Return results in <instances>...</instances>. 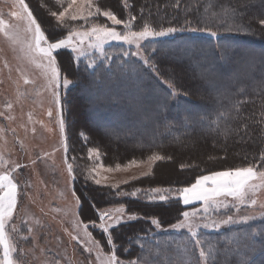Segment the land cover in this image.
<instances>
[{
  "label": "rangeland",
  "instance_id": "374dc122",
  "mask_svg": "<svg viewBox=\"0 0 264 264\" xmlns=\"http://www.w3.org/2000/svg\"><path fill=\"white\" fill-rule=\"evenodd\" d=\"M46 1H50L51 3L54 2L56 10H62L55 0ZM145 1L148 2V0ZM235 2H237L236 4H240V0H235ZM95 3L99 6V0H95ZM12 10L18 11V9L13 8V0H0V14H2L0 15V18H4L5 20L10 19L8 14ZM46 17L47 19L54 21V24H56L55 18L51 17L50 14ZM249 19H252V17ZM12 22L19 23L14 19ZM94 22L99 23L97 20ZM73 23L78 25L82 22L76 21ZM106 23L109 26H112L110 21H107ZM113 27H116L117 30H122V25ZM259 27L264 28V25L259 23ZM23 28L24 24L20 23V31L22 35ZM178 34H180V32L168 37L145 42L144 48L141 49V51L144 55L150 56L151 59L155 52L166 54L167 50L159 48L160 43L173 38ZM219 34L220 38L226 35V33ZM62 35H66V30L62 32L61 36ZM202 35L207 34L202 33ZM261 35L264 38V32H261ZM222 43L226 44L225 42H220V44L216 42L213 43L214 48L219 51L220 45H223ZM259 44V46H264L261 43ZM232 45L233 42H231L230 46ZM189 47L190 49H188V46L183 47L182 51L177 49L176 52H187V54L188 52H195L198 55V52H202L203 50L202 48L197 49V47H192L191 45ZM104 48L106 54L110 55L112 59L107 62L97 60L94 69L85 70V66L89 62L88 59H83L79 66H77L75 61L72 62L76 69L86 75L84 83H80L77 78L74 79L69 77L67 73L63 71L61 66L62 62L59 59V54H57V62L62 75H66L69 80L73 81L67 89H61L62 111L65 120V137L68 148L67 153H65L64 148L60 143L59 130L57 129L54 132L49 131V129L55 126L57 113L55 106L51 103V93L46 90L47 81L44 77L43 70L37 68L34 64L24 58L18 46L13 49V47H11L2 36H0V111L4 110V102L10 100L14 104V108L10 114L15 117L14 120L11 121L0 117V126L5 129H15L14 132L6 131L4 133V139H0V145H5L6 141V150L3 151V156L6 160L15 161L16 163L25 165V167L17 169V171L13 173L15 181L18 183L20 194L17 199V209L13 213V220L9 222L8 226L9 232H11V226L13 224L20 229V232L11 234L12 238L18 242V246L23 248L26 253V255L20 258L22 259L23 264H57V261L58 264H104L105 256L110 253L113 248L109 245V248L105 249L104 246H102L94 237V231L98 234L103 233L100 228L93 226V222L96 224L99 223V216L96 212V220L85 221L84 216L80 213V205L77 206L76 201L72 196L73 190L76 192V195L80 197L82 203L83 200H88L89 196L94 197V201L98 203V198L105 201L108 199L106 187L111 188L112 185L118 184L120 187H127L133 185H145L147 182H158L156 184L159 185V180L163 179L162 177H166V174L170 179L167 178V180L165 178L166 181L161 182V184H168L174 176H176V179H178L180 175L183 176L182 172H180L183 169L193 168V170H195L202 165L204 166L203 163L208 161H216L213 164H223V162H227V164L230 163V161H218L225 160L219 159L222 153L225 152L224 149L222 150L218 147L220 145L207 143V148L205 150L200 149L199 147L195 150L196 147L184 145L180 148H174V153L171 154L172 156L169 152L165 153L166 156L169 155L173 157V160L177 157V161H158L153 166L150 175L141 176V173L148 171L147 164H139V166H133L127 170H124L123 166L133 159L138 162L147 160L148 156L143 155L142 153H138L139 155L135 153L133 157L130 156L131 153L127 156L124 153L118 154V152L115 151L120 147L115 146L112 141L109 143V152H106L97 143L89 142L88 138L82 131L77 133L79 144L74 152L71 151L74 154L73 155L69 150L71 142L67 125L69 107L67 99L70 95L73 97L70 103L71 112L73 111L77 114V119L80 123L86 125L85 119L88 118L93 125L100 124V128L105 130V133H110L112 137L117 138L114 132L118 130L112 129V127L125 129L130 123L136 125L135 123L137 121H130L128 123V120H124L121 114L116 113L117 110H113V107L119 105L122 106L126 97H130V100H133V106H139V108L143 106L142 103L145 99H148V103L155 102L153 98H146L145 96L147 93L151 94L153 90L152 88H148L147 93L145 92L146 79L152 81L151 83H153V79H155L165 90V93L168 91L167 85L161 81L169 80L162 78L159 73L157 74L146 69L143 66L142 60L137 57H125L123 55V51L128 48L127 45H122L121 43L113 41L104 45ZM153 48L156 49L155 52L152 51ZM132 50H136L135 47H133ZM61 51H66L71 58V53L68 50ZM169 51L172 52V50ZM152 62L155 63L153 60ZM5 63H7L8 67H5ZM238 70H244L246 73L249 68L237 66L235 71L231 72L234 73ZM21 74L32 81V83L24 85ZM214 77L212 76L213 79ZM187 79L193 82L190 77ZM217 81L219 82V79H217ZM126 84H132L131 86H134V89L129 91ZM18 91L25 92L27 95L18 98ZM71 91L74 92L72 93ZM117 91L120 96L116 94ZM97 93H99L98 100L95 99ZM155 95L160 96L158 92ZM179 96L180 94L173 99L179 100ZM81 98L87 103L85 110L86 114L83 110L84 107L80 104ZM185 102L192 104V102L187 100H185ZM130 106L131 104L129 101V103L124 104L121 108H130ZM50 107L53 111L52 118L47 116V111ZM150 109L152 108L149 105L148 110ZM145 110L146 108H142L138 113H144L146 112ZM7 114L9 113H6V115ZM29 115H31V121L29 120ZM21 125H24V127ZM33 128H35V132L32 131ZM153 128V123H149L147 128L138 125V129L144 132L145 135L148 134V136H150L149 134L152 132L151 130ZM125 132L129 131L125 130ZM81 133L84 134L83 137ZM84 137H86V139ZM230 147L227 146V148H230L227 156L231 155V157H235L234 160H236L238 157H236L237 155L234 152H242V146L232 145ZM89 148H95L99 151V159H96L95 156L93 159H89ZM45 152L50 154L49 157L44 160H38L35 164L31 163L32 160L37 159V156H40ZM106 153L108 154L106 155ZM151 154L148 153L147 155ZM65 156H67V162L73 165L75 175L74 181L70 180ZM210 157H217L218 159H209ZM125 158H127L128 161H125ZM138 158H141V160ZM76 162L78 165H76ZM117 164L121 165V169L116 170ZM182 164L186 165L183 169L180 167ZM98 165H103V167H97ZM94 167L96 168V172L92 174L97 179H101L100 185H96L92 179H86L89 171ZM108 168L113 169V171H107L106 169ZM0 171H4V169L0 168ZM164 173H166L165 176L163 175ZM185 175H188V173H185ZM132 176H137L139 178L132 180L130 179ZM105 177L107 179H104ZM124 180H129V182L126 184L120 183ZM76 186L78 187V190H76ZM139 189L140 192L137 193L136 197L122 195L123 193H131L136 189L128 192H120V194H117L116 196L120 200L123 198H132L150 202L149 196L151 193L148 190L152 188ZM253 198L258 200V204L252 208H242L241 212L237 215L252 214L259 216L261 212H264V209L259 206V202H264V188L255 193ZM221 199L224 198L221 197ZM228 200H231V198H228ZM100 204H98V206L101 207ZM121 205V203H117L100 209L110 210ZM186 207L188 208L185 211H190L193 207L199 208L200 203L196 202L194 205ZM225 211L226 210L222 208L220 213L214 212L213 215L217 219L226 218V216H222ZM233 212L234 209L228 214H233ZM88 214L90 215V213ZM126 214L128 213L126 212ZM180 219H182V217H180ZM36 221H39V223ZM85 225L87 226V231L84 229ZM150 225H152L151 220ZM169 226L170 225L162 227L161 230H157L155 226L152 225L151 230L143 235L137 236L143 238L142 244L137 241L135 237L133 242L139 246L136 258L142 254V256L150 260L152 264H179L181 260L191 259V257H186L182 251L183 246L187 245L189 249H192L195 257L198 259L199 249L193 248V242L186 235L187 230L177 232L171 230ZM29 227L32 228L31 234L28 233ZM249 229H254L258 233L261 232L264 230V221L258 219L246 225L234 224L230 226H222L220 231H209L206 229H201V231L204 233V238L206 240L216 244L219 248L216 262L220 261L223 264H229V259L233 257V252L228 249H234L236 247L235 242L239 240L240 235L247 232ZM88 233L92 234L94 241L99 242V248L96 247L95 243L88 242ZM21 236H27L28 239L23 240L21 239ZM72 236H77L78 240H72ZM255 239L259 242L260 237L257 236ZM86 248L91 249V251H86ZM243 251H247V249H244ZM260 253V251L256 253L254 258ZM98 256L99 259L97 258ZM136 258L121 260L124 261L125 264H128L129 261Z\"/></svg>",
  "mask_w": 264,
  "mask_h": 264
},
{
  "label": "trees",
  "instance_id": "16d2710c",
  "mask_svg": "<svg viewBox=\"0 0 264 264\" xmlns=\"http://www.w3.org/2000/svg\"><path fill=\"white\" fill-rule=\"evenodd\" d=\"M25 1L33 10L34 15L40 19H38V22L42 23V27L46 30L48 36L53 38L61 36L64 30H55L54 21L46 17L50 14V10H56L54 2L52 4L46 0ZM127 3L131 5L130 8L125 7L124 0H99V7L102 10L113 11L121 19H127L129 14L136 16L137 19L133 22L134 30H139L146 21L157 29L169 26L180 27L185 24V21H189L192 27H202L203 24L199 21L209 0H179V3H177V0H148V2L145 0H127ZM236 3L235 0H211V11L213 12H220L224 7L235 10L234 20L228 19L225 21L221 17L220 20L212 22V30L226 33L219 40L202 35L200 32L183 31L175 37L160 43L159 48L167 50L166 54L155 52L152 60L159 70V75L175 85L180 94V99H171L166 109H157L155 102L148 103V99L143 101L142 107H134L133 100L126 97L123 105L130 101V108L122 109L123 105H119L113 107V110H117L116 113L121 114L124 120H128V123L130 121L137 122L136 125L130 123L125 129L112 127V129L118 130L114 132L117 138L112 137L110 133H105V130L100 128V124L93 125L88 118L85 119L86 125L80 123L77 114L71 112L70 103L73 97L70 95L67 99L69 104L67 125L71 142L70 152H74L78 147L77 133L82 131L89 142L97 143L106 152L110 150L109 143L111 141L115 146L120 147L115 152H118V154L124 153L126 156L131 153V157L135 153L149 156L147 154L152 152L162 155L169 152L171 155L174 153V148H180L184 145L196 147L195 150L198 147L205 150L207 143H213V145H220L218 147L225 151L219 158L225 160L218 161H230L228 164L227 162L213 164L216 161H208L211 163L205 162L203 163L204 166L202 165L195 170L193 168L183 169L180 171L183 176L180 175L179 180L174 176L168 184H161L160 182L161 180L165 182L167 178L170 179L164 173L163 175L166 174V177L160 179L159 185L156 184L158 182H147L145 185L119 186L116 189L106 187L108 193L106 201L98 198L97 203L92 196H89L88 200H83V203L80 199V213L84 216L85 221L96 220L97 209L117 203L124 205L127 213H134L141 217L136 221L122 224L110 230L114 241L111 248H115L116 254L122 260L136 258L139 246L133 242V239L152 229V225H150L151 218L158 217L162 227H165L180 219V213L188 207L183 206L182 203H177L175 200L168 203L145 202L132 198L120 200L116 196L118 193L139 188L188 186L195 181L198 175L256 164L261 152H264V123L256 122L264 121V115H261L264 113V46H259V43L264 45V38L261 35L264 28L259 27V18H264V0H240V4ZM102 17H97L96 20L99 23H106L107 19ZM250 17L252 19H249ZM228 24L241 25L245 28V31H226ZM215 42L218 44L225 42L226 44L222 43L223 45H220L218 51L214 48L213 43ZM231 42H233L232 46H230ZM190 45L203 50L198 52V55L195 52H188L190 55L187 52H176L177 49L182 51L185 46L190 49ZM169 50H172V52ZM58 56L62 62L63 71L69 77L77 78L80 83H84L86 75L76 69L73 63L70 64V55L66 51H61ZM237 66H244L249 70L246 73L244 70L232 73L231 71H235ZM212 76H215L214 79ZM188 77L193 82L188 80ZM217 79H219V82ZM146 81L145 92L147 93L148 88L153 89L151 94L147 93L145 95L146 98L157 97L155 95L157 92L160 96L165 94V90L155 79H153V83L149 79H146ZM131 85L126 84L129 91L134 89V86ZM116 94L120 96L118 91ZM185 100L192 102V104L185 102ZM80 104L84 107L85 113L87 103L81 98ZM237 104H239L238 110L234 107ZM149 105L152 108L150 110H148ZM142 108H146V112L139 114L138 112ZM220 111H225L227 115L217 120ZM201 118H203V122H201ZM213 120H217V124H211ZM149 123H153L154 127L149 134L150 136L145 135L144 132L138 129V125L147 128ZM125 130L129 132H125ZM229 145L242 146V152H234L238 157L236 160L231 155L227 156L231 148ZM227 146L230 148H227ZM125 159V161H128L127 158ZM138 159L141 160V158ZM177 159L176 157L170 161H177ZM215 159L218 158L215 157ZM76 165H78L77 162ZM80 169L82 170L81 167ZM185 173H188V175H185ZM76 190H78L77 186ZM94 237L105 249L109 248L107 236L104 233L98 234L94 231ZM258 252L257 249L252 254V260L255 261V264H264V254L260 253L254 258V255ZM232 258L229 259V264ZM216 264L223 263L217 261Z\"/></svg>",
  "mask_w": 264,
  "mask_h": 264
},
{
  "label": "snow or ice",
  "instance_id": "6c2138e0",
  "mask_svg": "<svg viewBox=\"0 0 264 264\" xmlns=\"http://www.w3.org/2000/svg\"><path fill=\"white\" fill-rule=\"evenodd\" d=\"M55 2L62 10H50V16L55 18V29L60 31L66 30V35L55 38L48 36L46 30L42 27V23L38 22V18L34 15L33 10L30 9L29 4L25 0H13V8L18 9V11H10L8 14L10 19L8 20L0 18V36L13 49L18 46L24 58L37 68L43 70L44 77L47 81L46 90L51 93V103L55 106L57 113L55 126L49 129V131L54 132L57 129L59 130L60 143L65 153H67L68 148L65 137L61 89H67L73 81L61 73L57 62V54L61 50H68L71 53L70 64L75 61L77 66H79L83 59H88L89 62L85 66V70L87 71L88 69H94L97 60L107 62L112 59L110 55L106 54L104 45L115 41L128 46L123 51L125 57H137L142 60L143 66L146 69L158 74L159 70L156 64L152 62L151 57L144 55L141 51L144 48L145 42L168 37L183 31L206 33L210 38L219 40L220 34L212 30V22L220 20L221 17L225 21L235 19L234 9L224 7L220 12L211 11L212 4L211 0H209L205 12L201 14L199 21V23L203 24L202 27H192L189 21H185V24L180 27L169 26L157 29L146 21L139 30H134L133 22L136 21V16L129 14L127 19L118 18L113 11L102 10L101 7L96 5L95 0H55ZM177 3H179V0H177ZM124 5L126 8L131 7L127 3V0H124ZM100 16L110 21L112 26H109L107 23L94 22ZM13 19L19 23H13ZM76 21H81L82 23L78 25L73 23ZM20 23L24 24L23 35L20 31ZM259 23L264 25V19H260ZM120 25H122V30H117L116 27H113ZM226 31L243 32L245 28L238 24H228ZM133 47L136 50H132ZM152 51L155 52L156 49L153 48ZM5 67H8L7 63H5ZM21 75L24 85L32 83L23 74ZM161 82L167 85L168 91L163 96H157L153 99L157 109H166L170 100L179 95V92L170 80ZM25 95L27 93L17 92L18 98ZM95 99H99V93H97ZM234 107L238 110L239 104ZM13 108V102L6 100L3 104L4 110L0 111V117L8 121L14 120L15 117L10 114ZM6 113L9 114L6 115ZM226 115L227 113L225 111H220L217 115V120ZM261 115H264V113ZM47 116L49 118L53 116L51 107L47 111ZM29 120L31 121V115H29ZM217 120L211 121V124H217ZM201 122H203V118H201ZM256 122L264 123V121ZM21 126L24 127V125ZM6 131L14 132L15 129H5L0 126V139H4V133ZM32 131L35 132V128ZM81 135L82 137L84 136L83 133ZM84 138L86 139V137ZM5 145H0V168L4 169V171H0V264H23L20 258L26 255V253L23 248L18 246V242L12 238L11 234L20 232V229L13 224L11 226V232H9L8 226L9 222L13 220V213L17 209V199L20 194L19 186L13 177V173L17 169L25 167V165L6 160L3 156V151L6 150ZM49 155V153L45 152L37 156V159L32 160L31 163L35 164L38 160H44ZM88 156L90 160L94 156L96 159H99L100 153L95 148H89ZM171 159V156L153 152L147 157V160L138 162L133 159L124 165L123 168L127 170L130 167L139 166V164H147L148 171L141 173V176H147L152 173L153 166L158 161ZM209 159H215V157H210ZM65 162L70 180L74 181L73 165L67 162V156H65ZM97 167H103V165H98ZM180 167L183 169L186 165L182 164ZM119 169H121V165L117 164L116 170ZM106 170L113 171L111 168ZM94 172H96L95 167L89 171L86 179H92L96 185H100L101 179H97L92 174ZM138 178L137 176L130 177L132 180ZM104 179L107 178L105 177ZM128 182L129 180H124L120 183L126 184ZM112 187L118 188L119 185H112ZM262 188H264V152H261L256 164L198 175L194 183L188 186L157 187L148 191L151 193L149 196L150 202L168 203L171 200H175L184 206L194 205L196 202L200 203L199 208L193 207L190 211H182L180 213L182 219H178L176 223L171 224L169 227L171 230L177 232L187 230L186 235L193 242V248L199 249V257L197 259L192 249L184 245L182 251L186 257H191V259L181 260L179 264H216L219 248L216 244L204 238V233L201 229L220 231L222 226L234 224L246 225L258 219L264 221V212H261L259 216L252 214L237 215L241 212L242 208H252L258 204V200L253 197ZM138 192H140V189H136L131 193H123L122 195L136 197ZM72 196L77 206H79L80 198L74 190L72 191ZM221 197L224 199H221ZM228 198H231V200H228ZM259 206L264 209V202H259ZM222 208L226 210L222 214L226 218L217 219L213 213H220ZM233 209V214H228ZM97 214L99 216V223L96 224L93 222V226L100 228L106 234L107 242L110 246L114 243L110 229H115L122 224L131 223L141 218L134 213L126 214V209L123 205L110 210L97 209ZM36 222L39 223V221ZM151 224L157 230H161L162 228L161 221L158 217L151 218ZM84 229L87 231L86 225ZM28 233H32L31 227L28 228ZM257 236L260 237L259 242L255 239ZM87 237L89 243H95L97 248L100 247L99 242L93 240L91 233H88ZM21 239L27 240L28 237L21 236ZM135 239L141 242V244L143 243V238L136 237ZM72 240H78L77 236H72ZM235 243L236 247L234 249H228L233 252V258L230 264H255V261L252 260V254L257 249L264 254V230L258 233L254 229H249L247 232L242 233L239 240ZM244 249H247V251H243ZM85 250L91 251L88 248ZM97 258L99 259V256ZM104 264H125V262L118 257L115 248H113L105 256ZM128 264H152V262L144 258L141 254L136 259L129 261Z\"/></svg>",
  "mask_w": 264,
  "mask_h": 264
},
{
  "label": "bare ground",
  "instance_id": "6f19581e",
  "mask_svg": "<svg viewBox=\"0 0 264 264\" xmlns=\"http://www.w3.org/2000/svg\"><path fill=\"white\" fill-rule=\"evenodd\" d=\"M160 181V180H159ZM160 182H163V181H160ZM166 211V210H165Z\"/></svg>",
  "mask_w": 264,
  "mask_h": 264
}]
</instances>
